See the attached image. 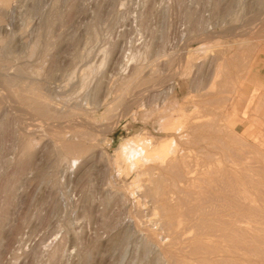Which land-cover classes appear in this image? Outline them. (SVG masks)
<instances>
[{
  "label": "rangeland",
  "instance_id": "1",
  "mask_svg": "<svg viewBox=\"0 0 264 264\" xmlns=\"http://www.w3.org/2000/svg\"><path fill=\"white\" fill-rule=\"evenodd\" d=\"M14 5L0 264H264V0Z\"/></svg>",
  "mask_w": 264,
  "mask_h": 264
},
{
  "label": "bare ground",
  "instance_id": "2",
  "mask_svg": "<svg viewBox=\"0 0 264 264\" xmlns=\"http://www.w3.org/2000/svg\"><path fill=\"white\" fill-rule=\"evenodd\" d=\"M14 4H15V0H1V1H0V17L3 18V20H4V19H7V12H8V11H9L8 13H10V15H11L12 13H14V12H13V10H14V8H15V5H14ZM9 6L11 7V8H10L11 10H8V11H7V7H9ZM14 11L16 12V10H14ZM10 15H9V16H10ZM11 19H12V18H11ZM4 21H6V20H4ZM7 27H8V26H7V23H6L5 25H4V24L2 25V24L0 23V33H7ZM11 32H12V31H11ZM15 34H16V33H15ZM0 35H1V34H0ZM2 35H3V34H2ZM4 35H5V34H4ZM16 35H17V34H16ZM16 35H14V36L16 37ZM6 36H7V35H6ZM19 36H20V35H19ZM19 36H18V37H19ZM2 38H3V37H2ZM2 38H1V41H2ZM19 40H20V37H19ZM19 40H18V41H19ZM33 48H34V47H33ZM30 57H31V56H30ZM130 64H131V63H130ZM132 65H133V64H132ZM92 68H93V67H92ZM35 70H36V69H35ZM88 71H89V68H88ZM88 71H87V72H88ZM37 72H38V71H36V72L34 71L35 74H37ZM91 73H92V72H91ZM91 73H90V71H89V72L86 74L87 77H89V75H90ZM32 74H33V73H32ZM84 74H85V72H84ZM37 75H38V74H37ZM136 79H137V78H136ZM82 83H83V82H82ZM83 84H84V83H83ZM166 87H167V86H166ZM166 87H165V88H166ZM165 88H163V89H165ZM161 90H162V89H161ZM172 92H173V85H170V86H169V89H167L166 91H161V93H159V94L157 95V97H159V98H160V97H165V96H167V95L172 94ZM155 96H156V95H155ZM145 140H146V139H145ZM146 143H147V142H146ZM150 145H151V144H150ZM127 146H128V145H127ZM127 146H126V147H127ZM142 148H143V147H142ZM120 150H122V149L120 148ZM126 150H127V148H126ZM122 151H123V150H122ZM129 151H130V150H129ZM150 151H151V150H150ZM143 152H144V150H143ZM122 153H123V152H122ZM141 153H142V152H141ZM144 153H145V152H144ZM158 154H159V153H158ZM152 156L154 157L153 154H152ZM156 156H157V155H155V157H156ZM6 163H7V162H6ZM11 163H12V162H11ZM11 163H10V164H11ZM54 251H55V250H54ZM54 253H55V252H54Z\"/></svg>",
  "mask_w": 264,
  "mask_h": 264
}]
</instances>
